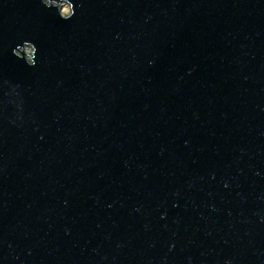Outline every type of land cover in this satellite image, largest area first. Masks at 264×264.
Listing matches in <instances>:
<instances>
[{"label": "water", "instance_id": "1", "mask_svg": "<svg viewBox=\"0 0 264 264\" xmlns=\"http://www.w3.org/2000/svg\"><path fill=\"white\" fill-rule=\"evenodd\" d=\"M0 264H264V0H0Z\"/></svg>", "mask_w": 264, "mask_h": 264}, {"label": "rangeland", "instance_id": "2", "mask_svg": "<svg viewBox=\"0 0 264 264\" xmlns=\"http://www.w3.org/2000/svg\"><path fill=\"white\" fill-rule=\"evenodd\" d=\"M69 13V9L67 5H63L61 6V14L62 15H67ZM26 52H28V50H26Z\"/></svg>", "mask_w": 264, "mask_h": 264}]
</instances>
